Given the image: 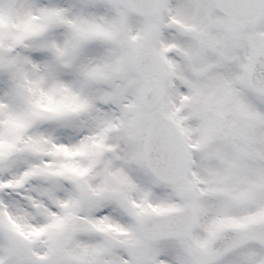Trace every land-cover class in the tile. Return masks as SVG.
<instances>
[{
  "label": "snow or ice",
  "instance_id": "obj_1",
  "mask_svg": "<svg viewBox=\"0 0 264 264\" xmlns=\"http://www.w3.org/2000/svg\"><path fill=\"white\" fill-rule=\"evenodd\" d=\"M0 264H264V0H0Z\"/></svg>",
  "mask_w": 264,
  "mask_h": 264
}]
</instances>
